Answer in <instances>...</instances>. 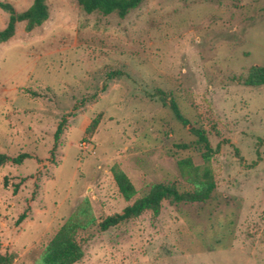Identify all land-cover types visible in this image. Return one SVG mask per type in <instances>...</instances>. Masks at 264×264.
Masks as SVG:
<instances>
[{
	"label": "rangeland",
	"instance_id": "obj_1",
	"mask_svg": "<svg viewBox=\"0 0 264 264\" xmlns=\"http://www.w3.org/2000/svg\"><path fill=\"white\" fill-rule=\"evenodd\" d=\"M46 4L40 26L18 22L0 43V154L29 155L0 167L7 264H45L65 224L83 253L73 264H264V85L243 82L264 66V0H143L123 17ZM7 19L0 8V29ZM158 183L211 191L99 228Z\"/></svg>",
	"mask_w": 264,
	"mask_h": 264
},
{
	"label": "trees",
	"instance_id": "obj_2",
	"mask_svg": "<svg viewBox=\"0 0 264 264\" xmlns=\"http://www.w3.org/2000/svg\"><path fill=\"white\" fill-rule=\"evenodd\" d=\"M142 1L143 0H76L87 13L94 11L103 14L116 12L121 17L125 16L129 10L138 6ZM0 8L8 13L6 25L0 29V43L6 42L14 35L16 23L25 22V29L30 31L40 26L47 20L49 15L46 0H33L31 5L21 12H16L12 4L4 1H0ZM243 82L248 86L264 85V66L254 65L250 67L246 76L243 78ZM157 92L162 104L168 105L174 116L183 124H189V121L181 114L175 100L170 97L167 104L165 93L162 90H157ZM96 123L97 120H93V124L96 125ZM190 130L196 136L195 143L198 145V149H203L204 154L212 153L213 148L204 130L197 127H191ZM60 132L61 126L59 124L55 131V139H57ZM178 146L181 148L188 147L187 144H178ZM28 156L27 153H20L16 157L0 154V167L8 161L19 164ZM203 176L208 180L210 178L209 171L205 170ZM113 178L119 192L125 199H129L135 194L132 183L126 178L123 172L114 169ZM210 191V186L204 190L180 191L174 184L158 183L153 185L146 194L135 199L130 205L125 206L121 212L114 213L102 219L99 222V228L101 230H106L121 222L135 218L146 210L157 212L161 202L165 199L174 202L203 201L209 198ZM23 217L24 214H21L18 221L23 219ZM71 232L72 227H69L68 224L61 226L47 246L44 256L45 264H73L81 259L83 255L82 250L74 240ZM9 261V256L0 255V264H7Z\"/></svg>",
	"mask_w": 264,
	"mask_h": 264
}]
</instances>
